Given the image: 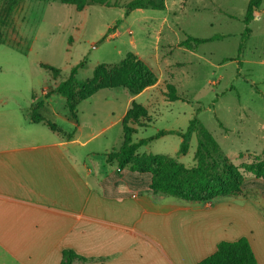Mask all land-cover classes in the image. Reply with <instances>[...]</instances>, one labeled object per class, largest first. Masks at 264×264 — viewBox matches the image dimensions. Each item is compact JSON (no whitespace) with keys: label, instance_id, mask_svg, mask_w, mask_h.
<instances>
[{"label":"rangeland","instance_id":"1","mask_svg":"<svg viewBox=\"0 0 264 264\" xmlns=\"http://www.w3.org/2000/svg\"><path fill=\"white\" fill-rule=\"evenodd\" d=\"M112 1L118 3L117 8L91 4L78 10L60 0H0V32L4 40L0 45V101L28 109L33 94H37L36 101L45 100L49 111L58 113L56 123L68 129L71 124L63 118L68 112L65 99L55 95L46 100L48 86L65 80L80 63L83 65L77 78H92L99 64H118L130 52L138 56L134 49H146L147 40L156 45L165 81L161 91L145 93L137 99V104L148 110L151 123L140 129L134 140L153 137L161 130L185 131L196 117L245 179L255 180V168L264 165V1L240 57L243 20L250 0H165L163 11L143 9L131 13L127 25L133 27L124 31L122 39L115 31L126 22L124 6L132 0ZM188 35L217 40L191 52L180 47ZM42 64L57 68L60 74L54 76ZM168 83L176 87L179 100L172 102L166 97ZM115 89L124 92L102 90L79 104V114L94 113L89 103L108 104L116 118L131 93L125 87ZM107 112L105 108L97 112L99 121ZM82 121L85 123L84 118ZM106 139L109 152L119 150L124 143L122 125L114 126L107 138L94 145ZM181 141L177 135H167L140 148L138 154L167 156L188 168L195 167L196 136L186 155L179 154ZM111 166L117 168V163ZM101 173L98 166L97 174ZM122 174L119 192L153 194L142 181H149L151 175L141 179L130 166ZM224 201L239 205L250 201L264 224V197L258 189L248 188Z\"/></svg>","mask_w":264,"mask_h":264},{"label":"crops","instance_id":"2","mask_svg":"<svg viewBox=\"0 0 264 264\" xmlns=\"http://www.w3.org/2000/svg\"><path fill=\"white\" fill-rule=\"evenodd\" d=\"M124 17L118 38L133 27ZM145 44L134 52L159 75L158 82L138 95L130 92L116 118L108 104L89 103L94 113L78 111L76 121L67 112L63 118L71 127L58 124L57 132L29 122L33 97L28 109L0 101V264H61L64 250L88 259L74 264H197L221 242L242 237L264 264V224L250 201L189 203L166 194L118 191L124 178L107 162L109 141L94 144L123 124L141 95L161 89L162 61L156 45ZM103 108L107 116L99 121Z\"/></svg>","mask_w":264,"mask_h":264},{"label":"trees","instance_id":"3","mask_svg":"<svg viewBox=\"0 0 264 264\" xmlns=\"http://www.w3.org/2000/svg\"><path fill=\"white\" fill-rule=\"evenodd\" d=\"M60 1L65 5L75 6L78 10H83L91 4L109 8L118 7V3L112 0ZM263 1L250 0L248 4L243 20L245 29L244 38L239 46V57L243 53L245 41L252 33L250 26L262 7ZM165 7V0H132L124 6V9L127 17L138 9L163 11ZM120 23L121 20L117 22V25ZM216 40V38L200 39L188 35L180 47L195 52L200 45ZM3 43L4 40L0 32V45ZM82 65L83 63H80L75 66L69 76L56 86H48L44 96L46 100H49L53 95L63 97L70 116L76 121H78L79 104L102 90L125 87L132 94L138 95L158 81V76L154 70L132 52L127 54L118 64H99L95 68L94 76L84 81L77 78L78 70ZM41 67L50 70L56 77L60 74L59 70L53 66L42 64ZM166 89V97L169 101L173 102L180 99L173 84L168 83ZM33 100L34 104L28 114L29 122L33 124L42 122L53 131L62 132L45 100L36 101L35 95H33ZM149 119L148 110L135 102L124 117L122 124L123 146L119 150L113 149L106 154L108 164L117 163L115 171L117 176H120L130 166L141 179L144 178V175H151L149 181L146 179H142V181L146 182L147 188L153 194H166L189 203L213 204L228 197L238 196L248 188L258 189L264 197V165L259 164L255 168V180H246L240 170L223 154L215 137L196 117L190 121L185 131L161 130L153 137L134 141V136L138 134L139 130L146 128L151 123ZM167 135H177L181 138L180 155H186L189 152L192 137L196 136L195 167L188 168L167 156L138 154L140 148ZM72 136V134L68 135L69 138ZM261 178L263 181L259 180ZM76 260L88 261L73 250L63 251L61 264H74ZM197 264H258V261L249 240L242 237L236 241L221 242L216 252Z\"/></svg>","mask_w":264,"mask_h":264}]
</instances>
